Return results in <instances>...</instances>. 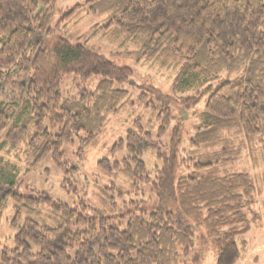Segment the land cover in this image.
Returning <instances> with one entry per match:
<instances>
[{
	"label": "trees",
	"instance_id": "16d2710c",
	"mask_svg": "<svg viewBox=\"0 0 264 264\" xmlns=\"http://www.w3.org/2000/svg\"><path fill=\"white\" fill-rule=\"evenodd\" d=\"M57 3L0 0V152L22 145L23 174L50 157L61 187L77 194L79 167L63 149L77 141L80 156L95 144L128 100L120 85L132 69L57 34ZM80 10L101 18L96 25L106 32L136 40L139 59L177 66V96L139 91L157 125L136 118L96 162L113 179L100 188L99 204L21 193L19 165L0 153V214L9 203L14 209L12 246L0 249V264H200L207 243L217 264H235L255 184L247 172L226 170L239 153L228 138L264 135V0H85L62 18ZM65 74L99 80L93 91L66 97ZM176 101L189 110L203 102L186 144L180 122L171 125ZM120 177L125 184H115Z\"/></svg>",
	"mask_w": 264,
	"mask_h": 264
},
{
	"label": "rangeland",
	"instance_id": "374dc122",
	"mask_svg": "<svg viewBox=\"0 0 264 264\" xmlns=\"http://www.w3.org/2000/svg\"><path fill=\"white\" fill-rule=\"evenodd\" d=\"M85 0H58L56 10L51 19V26L54 31L67 38L72 43H80L97 52L105 55L117 66H126L132 69L130 83H122L120 87L128 91V100L119 112L110 115L104 129L97 136L95 144L86 147L79 156L77 154L78 142L74 145L66 146L63 149L64 159L75 163L79 167V175L76 177L75 185L78 193L68 192L61 187L62 173L47 157L36 169L25 170V159L22 153V145L17 149L2 150L0 153L9 161L19 165L23 186L21 193L47 192L53 199L73 206L79 198H84L91 204H99L97 194L104 184L113 180L103 175L96 167V162L109 155L113 144L124 135L125 131L132 125L136 118H141L146 122L152 120L153 126H148L154 130L157 125L155 116L144 107V104L137 99L142 88L161 90L167 95H174L171 84L177 72L175 65H162L156 60L137 57L139 43L125 35L115 34L112 31L106 32L96 25L101 23V18H93L85 10L76 11L68 22L62 18L63 14L75 4L83 3ZM98 78H91L86 82H81L72 74L62 76L60 91L63 96L77 97L81 88L93 91L98 82ZM131 101V102H130ZM203 102H200L190 110L180 105L178 101L171 103L175 122H180L184 130V143L195 131L198 123L197 114L201 111ZM171 127L161 138L163 144L170 140ZM150 129V130H151ZM233 142V147L239 149V153L233 163L226 166L228 172H247L255 184L254 202L247 212L250 221V228L245 234L247 241L244 251L235 264H264V135L256 138H249L243 133L231 134L228 138ZM146 164L149 167L154 163V158L149 154L145 156ZM115 180V184H125L121 180ZM95 180H97L95 182ZM9 203L0 214V249L12 246L13 230L9 222L14 215V209ZM203 259L200 264H217L216 250L212 244L203 245Z\"/></svg>",
	"mask_w": 264,
	"mask_h": 264
}]
</instances>
